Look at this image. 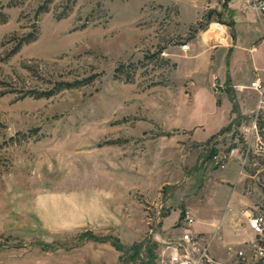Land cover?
Masks as SVG:
<instances>
[{"label": "rangeland", "instance_id": "1", "mask_svg": "<svg viewBox=\"0 0 264 264\" xmlns=\"http://www.w3.org/2000/svg\"><path fill=\"white\" fill-rule=\"evenodd\" d=\"M179 1L0 0V264H156L193 205L264 216V31L230 13L259 0Z\"/></svg>", "mask_w": 264, "mask_h": 264}, {"label": "crops", "instance_id": "2", "mask_svg": "<svg viewBox=\"0 0 264 264\" xmlns=\"http://www.w3.org/2000/svg\"><path fill=\"white\" fill-rule=\"evenodd\" d=\"M182 2H189L192 5L194 16L191 19H187V14L182 11ZM197 3L198 0H180L178 3L180 4L182 18L187 25L189 24L188 27H192L201 15L197 10ZM230 13L234 31H239L238 28L240 25H243L246 31H264V26L258 24L254 19V15L250 12L242 13L238 17L234 12V9H231ZM179 53L182 57L179 60L180 65H186L189 69L186 73L187 77L191 80L195 79L200 82L201 80H199V78H202L201 84H206L209 78V66L206 59L207 57L209 58V55H207L205 51L194 52L192 54L183 53L181 51H179ZM253 64L255 67L258 66L255 63ZM229 68L230 77L233 81V63L231 60ZM191 207L192 209H190L196 219V222L191 229L192 233L202 235L206 238L214 235L212 239L211 253L217 258L224 257L225 250L228 247L241 249L247 243L258 238L248 226V215L246 212L243 213L242 217L236 216L231 209L233 206L230 208V205L225 206L218 204L217 202L203 203L200 206L193 205ZM260 238L264 241V234Z\"/></svg>", "mask_w": 264, "mask_h": 264}, {"label": "built area", "instance_id": "3", "mask_svg": "<svg viewBox=\"0 0 264 264\" xmlns=\"http://www.w3.org/2000/svg\"><path fill=\"white\" fill-rule=\"evenodd\" d=\"M252 6L254 11L264 13V0H259L253 3ZM179 50L186 53L189 50L188 43L179 45ZM161 55L167 56L168 54L163 50ZM250 86L262 94L264 80L257 76ZM256 126V122L252 121L249 126L245 127V131L251 133V135L254 134L258 139ZM195 222L194 215L190 211L185 210L180 227L183 232L176 239L165 243L163 251L158 254L156 264H264V241L260 238L264 230L263 215L247 216L248 226L258 238L247 243L241 249L228 247L222 258H217L211 253L214 235L206 238L192 233L191 229Z\"/></svg>", "mask_w": 264, "mask_h": 264}]
</instances>
